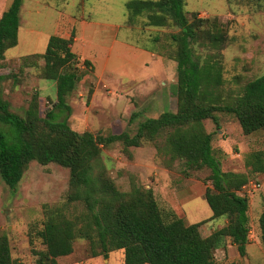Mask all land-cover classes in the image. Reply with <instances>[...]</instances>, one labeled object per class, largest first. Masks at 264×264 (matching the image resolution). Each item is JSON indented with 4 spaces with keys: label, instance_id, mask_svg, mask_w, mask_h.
Instances as JSON below:
<instances>
[{
    "label": "rangeland",
    "instance_id": "1",
    "mask_svg": "<svg viewBox=\"0 0 264 264\" xmlns=\"http://www.w3.org/2000/svg\"><path fill=\"white\" fill-rule=\"evenodd\" d=\"M127 1L21 0L17 45L9 48L0 62V73L7 77L1 91L11 111L24 116L34 95L38 97L42 116L56 102L55 83L41 74L43 59L28 56L23 65L22 57L45 50L32 33L33 29L47 35L56 30L67 31L70 35L69 26L62 23L53 26L56 17L65 14L120 24V40L156 53V63L147 61L149 63L140 68L143 66L140 57L132 61L129 60L130 53L115 57L122 51L116 49L118 45L110 50L112 31L97 33L90 29L87 34L94 42L103 43L90 50L94 71L91 66L86 68L80 63L84 75L66 97L70 106L67 122L73 130L101 135L122 131L134 134L138 123L144 119L157 117L164 111H176L174 58L177 46L170 35L178 32V28L172 24L146 26L144 15L135 16L127 23ZM10 3L11 0H0V15ZM183 8L188 19L195 14L198 18L209 19L206 27L216 26L223 33V41L215 48L203 42V34L192 47L194 56L200 57L202 63L206 59L219 69L221 84L216 90L220 103L230 101L242 91L246 82L264 73V0H184ZM108 53L111 57L104 65ZM132 112L137 116L130 120ZM215 114L218 126L206 119L203 127L212 134V147L221 161L222 170L245 173L247 182L259 185L257 189H248L251 190L249 193L247 189L238 191L249 201L250 232L244 254L240 255L237 245L227 239L225 248L214 250V260L216 264H264V247L259 239L257 221L264 210V172L250 173L245 165L248 153L264 150V134L245 135L234 116L224 112ZM65 116L66 113H62L59 119ZM94 172L122 193L150 189L162 211H172L185 224L202 221L199 227L202 236L210 235L227 223L223 218H211L212 211L204 199L206 188L212 189L209 170L203 167L186 171L184 161L170 154L164 135L156 141H144L139 147L125 148L121 142L102 147L94 162ZM70 189L69 170L56 163L29 162L14 189L0 177V233L7 235L16 264H35L37 251L44 249L34 234L41 227L42 206L65 202ZM83 211L84 206L79 203L68 205L70 216ZM122 258V250L110 252L106 259L100 255L93 257L87 240L78 238L73 242V251L58 257L57 262L123 264Z\"/></svg>",
    "mask_w": 264,
    "mask_h": 264
},
{
    "label": "trees",
    "instance_id": "2",
    "mask_svg": "<svg viewBox=\"0 0 264 264\" xmlns=\"http://www.w3.org/2000/svg\"><path fill=\"white\" fill-rule=\"evenodd\" d=\"M21 0H11L0 15V62L5 52L18 42ZM184 0H128L125 3L127 23L144 15V25L162 27L172 24L178 32L170 35L176 44V111H164L157 117L139 122L134 134L122 131L108 135L73 130L67 117L70 106L67 95L84 75L80 70L91 62H80L72 51V36L50 35L43 53L28 56L44 61L42 77L55 83L56 102L42 116L38 97L34 95L21 116L11 111L2 95L7 78L0 73V177L11 189L21 180L27 164L56 163L69 170L71 187L65 202L44 204L41 227L35 236L44 249L37 251L35 264H58L57 258L73 251V242L87 240L91 256L105 259L112 251L122 250L123 264H216L214 250L225 248L227 239L244 254L250 228L246 195L238 191L247 183L245 173L223 171L212 147V134L203 121L210 119L218 126L216 112L236 118L242 133L264 134V73L245 83L230 101L220 103L217 88L221 75L216 65L194 56L193 45L201 34L205 44L215 48L223 41L216 26L206 27L209 19L196 14L188 19ZM82 65H81V64ZM21 64V65H22ZM22 65V66H23ZM81 65V66H80ZM21 67V66H20ZM62 113L66 116L59 119ZM137 116L132 112L130 120ZM164 135L172 157L184 161L185 170L207 168L212 189L206 188L204 199L212 211L211 218H226V224L208 236H202V223L185 224L172 211L159 207L150 189L118 191L94 172V162L101 148L115 142L139 147L144 141H156ZM250 173L264 172V150L252 151L245 157ZM79 203L84 211L73 216L67 209ZM259 239L264 247V210L258 216ZM0 264H16L10 253L6 234L0 233Z\"/></svg>",
    "mask_w": 264,
    "mask_h": 264
},
{
    "label": "crops",
    "instance_id": "3",
    "mask_svg": "<svg viewBox=\"0 0 264 264\" xmlns=\"http://www.w3.org/2000/svg\"><path fill=\"white\" fill-rule=\"evenodd\" d=\"M59 23L65 24L71 28V33L67 31L65 32H53L51 35H59L65 38H68L72 36L73 42L71 44L72 51L77 55L78 59L84 60L87 59L91 62V68H93V61L91 59L90 50L98 46V43H103L101 42H94L93 38H91L87 32H89L90 29H95L97 33L101 32L103 33L104 31H112V41L109 46L110 50L113 49L114 46L118 45V50L122 52L116 53L115 57H120L124 56L127 53H130L129 60L132 61L133 58L140 57V61L143 64L140 68L145 67L149 62L150 63H156V53L151 50L143 49V48H138L130 45L129 43L120 40L118 38V33L121 28L120 24H113V23H102V22H97L96 20L91 19H84V18H78L73 16V14H65L63 16H58L56 17L53 26L58 25ZM75 26V28H74ZM19 33V32H18ZM32 33L35 34L37 41L39 43H42L43 46L46 48V44L48 41V38L50 34L43 32L42 30H32ZM100 48V46H99ZM108 48V50H109ZM117 51V50H116ZM126 53V54H125ZM127 56V55H126ZM110 53H108L105 58H104V65H107L109 60H110ZM149 61V62H147ZM99 81V80H98ZM224 221H227L225 218H223ZM258 219V218H257Z\"/></svg>",
    "mask_w": 264,
    "mask_h": 264
},
{
    "label": "built area",
    "instance_id": "4",
    "mask_svg": "<svg viewBox=\"0 0 264 264\" xmlns=\"http://www.w3.org/2000/svg\"><path fill=\"white\" fill-rule=\"evenodd\" d=\"M258 185L259 184L254 183V182H247L246 184H244L242 186V189H247V191L249 193L251 190L257 189L258 188ZM248 189H251V190H248Z\"/></svg>",
    "mask_w": 264,
    "mask_h": 264
}]
</instances>
